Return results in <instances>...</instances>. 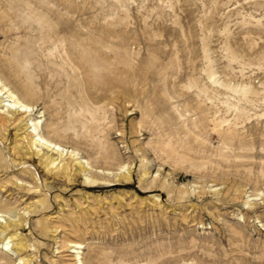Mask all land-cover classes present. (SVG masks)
Wrapping results in <instances>:
<instances>
[{
  "label": "rangeland",
  "instance_id": "rangeland-1",
  "mask_svg": "<svg viewBox=\"0 0 264 264\" xmlns=\"http://www.w3.org/2000/svg\"><path fill=\"white\" fill-rule=\"evenodd\" d=\"M0 80L87 167L0 122V264H264V0H0Z\"/></svg>",
  "mask_w": 264,
  "mask_h": 264
},
{
  "label": "bare ground",
  "instance_id": "bare-ground-1",
  "mask_svg": "<svg viewBox=\"0 0 264 264\" xmlns=\"http://www.w3.org/2000/svg\"><path fill=\"white\" fill-rule=\"evenodd\" d=\"M34 112V108L29 105L26 101L20 99L11 88L2 80H0V122L4 135L8 136L11 128L17 130V137L19 146L17 149L22 155L27 153L38 156L41 162L48 166H57L64 171H68L69 167L74 170V175L79 176L87 172L86 162L76 161L72 166L68 165L62 159V152L65 150L61 145H58L49 138H45L39 131L41 122H34V120H27L28 117ZM25 150V151H24ZM126 168L125 166L122 167ZM121 179L125 181L130 180V175H123ZM110 184V183H109ZM4 215L0 213V227H2V218ZM22 222L21 219L17 221H7L5 223V232H13L14 235L8 237L1 242V247L5 252H14L18 256H21L23 252H26L28 247L26 246L25 240L20 234ZM2 231H0L1 233ZM12 240V241H10ZM13 243V245H11ZM67 246L72 249V254L75 256V260L81 262L80 250L83 249L81 243L68 242ZM66 247V246H65ZM23 264H31V260L19 258Z\"/></svg>",
  "mask_w": 264,
  "mask_h": 264
}]
</instances>
